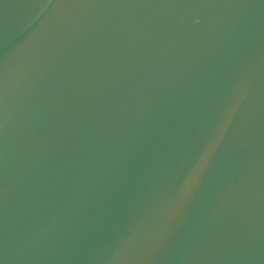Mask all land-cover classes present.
<instances>
[{
    "label": "water",
    "instance_id": "obj_1",
    "mask_svg": "<svg viewBox=\"0 0 264 264\" xmlns=\"http://www.w3.org/2000/svg\"><path fill=\"white\" fill-rule=\"evenodd\" d=\"M0 264H264V0H0Z\"/></svg>",
    "mask_w": 264,
    "mask_h": 264
}]
</instances>
